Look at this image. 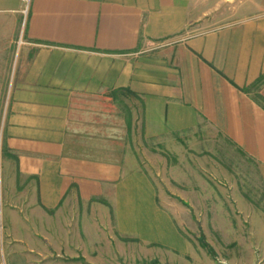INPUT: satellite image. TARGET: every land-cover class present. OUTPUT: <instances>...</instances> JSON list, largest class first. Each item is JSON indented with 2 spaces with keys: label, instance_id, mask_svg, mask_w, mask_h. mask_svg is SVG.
I'll return each mask as SVG.
<instances>
[{
  "label": "crops",
  "instance_id": "obj_1",
  "mask_svg": "<svg viewBox=\"0 0 264 264\" xmlns=\"http://www.w3.org/2000/svg\"><path fill=\"white\" fill-rule=\"evenodd\" d=\"M23 9L22 0H0L1 65L23 40L0 128L3 229L59 241L72 214L88 237L112 210L116 233L143 247L145 261L160 263L154 252L163 249L198 263L185 229L205 235L199 218L246 199L237 186L251 181L236 178V163L207 161L210 189L179 181L189 209L161 196L134 153L92 156L76 139L90 136L92 108L129 96L141 139L181 153L188 145L176 141L196 153L233 148L264 191V14L193 35L203 25L193 0H32L26 20Z\"/></svg>",
  "mask_w": 264,
  "mask_h": 264
},
{
  "label": "rangeland",
  "instance_id": "obj_2",
  "mask_svg": "<svg viewBox=\"0 0 264 264\" xmlns=\"http://www.w3.org/2000/svg\"><path fill=\"white\" fill-rule=\"evenodd\" d=\"M193 3L196 12L201 14L198 24H203L195 29L193 35L231 24L238 18L264 14V0H193ZM22 46L23 40L20 37L17 39L14 55L0 64V128L13 70L21 60L17 51ZM120 100L121 102L114 107L112 104L103 108L100 105L95 106L87 115L84 132L91 137H82L79 134L80 137L76 140L86 144L89 154L99 156L105 149L117 152L119 157L120 155L130 157L134 153L143 170L157 184L161 196L167 195L172 200V205L186 207H189V203H185L186 201L180 199L177 194L178 190L182 189L179 181L184 184L191 183L189 188H195L194 184L202 181L203 188L210 189L213 175L206 162L215 160L220 163L228 160L236 163L234 172L237 179L246 178V182L251 181L246 186H237L240 190L247 191L246 199L225 203L227 211L222 212V217L199 218L205 235L201 230H196L195 224L191 225L194 233L187 229L186 233L183 231L190 242L189 255H198V263L189 258L190 256L183 258L163 249L154 252V256L161 259L158 260L160 263L145 261L143 247L116 233L112 210L106 220L97 217L98 222L92 223L95 229L93 228L89 238L84 234L82 227L77 231L73 226L74 218L69 214L64 221L70 225H67L65 232H61L59 241L57 235L50 231L45 233L40 230L36 233L33 229L30 233H20L4 230L0 211V264H85L82 259L90 264H264V191L263 187L252 184L255 182L257 171L242 170L244 159L233 148L227 153L225 151L221 153V149L217 151L215 148L213 153H209L205 152L204 146L201 145L202 147H196L198 152L196 153L188 148L195 149L192 143L176 141L175 145L184 147L188 145L181 153L170 144L163 146L147 143L138 133L139 125L132 116L131 98L123 96ZM128 118L132 125L130 128ZM96 134L105 136L96 138L94 137ZM179 161H187L188 165L185 163L186 166L181 169ZM203 166L208 167L207 172L202 170ZM214 177L217 178V175ZM195 198L193 195V199ZM207 206L211 209L212 204L208 203ZM228 211L230 217L227 216ZM94 241L95 246L92 245ZM199 245L200 249L202 246L206 247L204 252L210 253V260L203 258Z\"/></svg>",
  "mask_w": 264,
  "mask_h": 264
},
{
  "label": "built area",
  "instance_id": "obj_3",
  "mask_svg": "<svg viewBox=\"0 0 264 264\" xmlns=\"http://www.w3.org/2000/svg\"><path fill=\"white\" fill-rule=\"evenodd\" d=\"M31 1L32 0H22L23 4L25 6V9L23 10L24 20H26ZM2 174H3V152L0 149V181L2 179Z\"/></svg>",
  "mask_w": 264,
  "mask_h": 264
},
{
  "label": "trees",
  "instance_id": "obj_4",
  "mask_svg": "<svg viewBox=\"0 0 264 264\" xmlns=\"http://www.w3.org/2000/svg\"><path fill=\"white\" fill-rule=\"evenodd\" d=\"M128 92H129V91H128ZM82 260H83V262H84L85 264H87L86 261H85L84 259H82Z\"/></svg>",
  "mask_w": 264,
  "mask_h": 264
}]
</instances>
